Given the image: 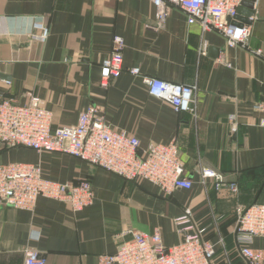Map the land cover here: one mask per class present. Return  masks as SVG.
Returning <instances> with one entry per match:
<instances>
[{
	"label": "crops",
	"instance_id": "0c3cea01",
	"mask_svg": "<svg viewBox=\"0 0 264 264\" xmlns=\"http://www.w3.org/2000/svg\"><path fill=\"white\" fill-rule=\"evenodd\" d=\"M32 19L47 24L44 42L27 35ZM250 20L248 46L264 52V0H255ZM114 35L124 42L123 70L103 88L100 65ZM131 67L196 86L195 112L176 113L152 97ZM27 92L44 100L52 128L75 124L94 105L111 128L135 135L141 150L175 140L192 188L166 196L149 181L125 180L68 154L3 149L1 163H38L44 179L87 178L94 197L75 212L44 196L33 210L1 206L0 264H23L25 246L37 249L45 264H97L99 255L113 254L135 230L157 229L169 246L179 240L174 219L183 213L207 228L205 238L216 243L215 263L227 254L233 264H243L235 238L238 212L253 202L264 204V127L254 109L264 99V57L188 24L175 6L157 25L149 0H0V100L24 104ZM201 166L222 172L237 191H217L211 179L203 184ZM252 247L264 248V238H255Z\"/></svg>",
	"mask_w": 264,
	"mask_h": 264
},
{
	"label": "built area",
	"instance_id": "2783aa9c",
	"mask_svg": "<svg viewBox=\"0 0 264 264\" xmlns=\"http://www.w3.org/2000/svg\"><path fill=\"white\" fill-rule=\"evenodd\" d=\"M155 7L157 25L167 17L170 6H175L186 17L188 24H198L202 32L214 31L222 35L228 46H241L252 54L264 57L262 48L251 49L248 39L250 26L236 19L242 0H149ZM49 34L43 19H32L27 35L44 42ZM121 36L112 38L111 51L100 65L99 84L107 88L111 79L123 70ZM206 44L200 51L205 53ZM132 75H140L148 93L170 104L176 113L195 112L196 86L170 82L142 75L139 67L129 68ZM24 104L14 99L0 100V151L11 147H26L37 152H56L77 157L90 165L101 167L125 180H146L156 185L166 196L176 188L191 189L192 181L185 176L176 141L150 143L139 148L135 135L111 128L89 105L71 125L51 127L52 112L45 102L32 92L26 93ZM262 116L264 127V99L254 105ZM201 182L213 181L214 189L238 186L213 168H199ZM39 196L68 203L72 211H79L93 202V190L87 178L77 182H54L42 177L40 164L0 162V207L12 206L33 210ZM179 233L178 242L166 246L160 232L135 230L131 237L119 242L113 254H101L97 264H233L229 255L215 263L216 243L205 238L207 228L195 225L187 213L174 219ZM236 248L243 264H262L264 248H253L255 238H264V204L253 202L238 212L235 228ZM218 243L223 244L222 238ZM23 264H45V257L35 248H23Z\"/></svg>",
	"mask_w": 264,
	"mask_h": 264
},
{
	"label": "water",
	"instance_id": "95a60500",
	"mask_svg": "<svg viewBox=\"0 0 264 264\" xmlns=\"http://www.w3.org/2000/svg\"><path fill=\"white\" fill-rule=\"evenodd\" d=\"M255 0H242L240 6L237 9V16L236 19L241 23H250V17L253 15V6Z\"/></svg>",
	"mask_w": 264,
	"mask_h": 264
}]
</instances>
